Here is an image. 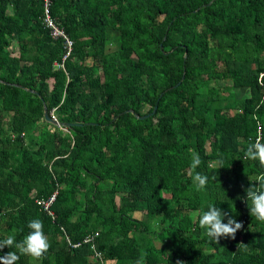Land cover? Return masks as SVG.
<instances>
[{"label": "trees", "instance_id": "obj_1", "mask_svg": "<svg viewBox=\"0 0 264 264\" xmlns=\"http://www.w3.org/2000/svg\"><path fill=\"white\" fill-rule=\"evenodd\" d=\"M49 1L74 43L63 69L43 0H0V239L39 219L50 248L35 264H264L244 200L264 169L243 159L264 122V0ZM54 192L51 216L36 201ZM209 204L243 224L235 239L203 234L193 213Z\"/></svg>", "mask_w": 264, "mask_h": 264}, {"label": "clouds", "instance_id": "obj_2", "mask_svg": "<svg viewBox=\"0 0 264 264\" xmlns=\"http://www.w3.org/2000/svg\"><path fill=\"white\" fill-rule=\"evenodd\" d=\"M261 103H264V101H261ZM252 119L256 122L258 135L255 142L247 145L243 159L258 161L260 168L264 169V142H262L264 140V122H261L255 115ZM189 154L192 183L197 191H202L209 183L210 176L196 171L202 164L199 153L194 149H190ZM214 163L222 165L223 158L221 157ZM211 179L214 180L215 177L213 176ZM254 182H258V186L252 183L245 190L244 200L247 203L250 216L255 217L260 222H264V172L257 175ZM193 217L199 228L204 230L203 234L216 243L221 238L235 239L236 233L243 228L241 222H237L236 219L230 217L228 213L213 204H209L207 210H197L193 213ZM226 218L227 222L225 223ZM27 227L30 231L19 242H17L15 235L12 234L0 239V250L4 248L15 249L0 256V264H17L21 256L31 258L34 264L44 258L49 251L50 243L44 234L43 222L39 219H33L28 223ZM146 256V252H141L135 264H145ZM176 264H184V262L177 260Z\"/></svg>", "mask_w": 264, "mask_h": 264}, {"label": "built area", "instance_id": "obj_3", "mask_svg": "<svg viewBox=\"0 0 264 264\" xmlns=\"http://www.w3.org/2000/svg\"><path fill=\"white\" fill-rule=\"evenodd\" d=\"M42 24L46 30H48L50 37L53 40H61L63 43L64 48V54L62 56L61 62H54L53 66L55 69H63L64 68V62L70 57L72 49H73V41L70 39L68 34L65 32L63 28H61V25L51 16L50 14V1L49 0H43V15H42ZM52 119H55V116L53 114L50 115ZM57 195V192H54L47 200H37L36 203L42 207L44 211L49 213V215L52 216V213L49 211L50 205L55 200V197ZM97 236V234L94 235H88L86 236L82 242L83 243H89L91 244V247L94 248V239ZM70 245V244H69ZM81 242L77 244H71L72 247L80 246ZM98 257H100V253L96 254ZM110 264V263H106ZM113 264V262H112Z\"/></svg>", "mask_w": 264, "mask_h": 264}, {"label": "water", "instance_id": "obj_4", "mask_svg": "<svg viewBox=\"0 0 264 264\" xmlns=\"http://www.w3.org/2000/svg\"><path fill=\"white\" fill-rule=\"evenodd\" d=\"M214 1H215V0H211V2H214ZM160 48H161V47H160ZM183 75H184V73H183ZM183 75H182L181 80L183 79ZM34 93H36V92H34ZM156 108H157V106L154 107V109L152 110V112H151L150 114H147V115H144V116H136V117H137L138 119H140V120H144V119L148 118L149 116L154 115V114H155V111H156ZM126 112L133 113L132 110H128V111H126ZM43 116H44L45 121H47V122H49V123H51V124H53V125H56V126L59 125V123H58L57 121H55L54 119H52V118L50 117V115H49V113H48V111H47V108H46L45 104H44V107H43Z\"/></svg>", "mask_w": 264, "mask_h": 264}, {"label": "rangeland", "instance_id": "obj_5", "mask_svg": "<svg viewBox=\"0 0 264 264\" xmlns=\"http://www.w3.org/2000/svg\"><path fill=\"white\" fill-rule=\"evenodd\" d=\"M235 93V98H237V99H242V98H244V97H246V96H249V92H248V90H244V89H242V90H240V89H238V90H236V91H234ZM144 111H146V109L144 108L143 109V112ZM135 216L136 217H140V215L139 214H135Z\"/></svg>", "mask_w": 264, "mask_h": 264}]
</instances>
